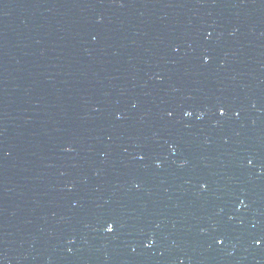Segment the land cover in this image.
I'll return each instance as SVG.
<instances>
[{
    "label": "snow or ice",
    "instance_id": "obj_1",
    "mask_svg": "<svg viewBox=\"0 0 264 264\" xmlns=\"http://www.w3.org/2000/svg\"><path fill=\"white\" fill-rule=\"evenodd\" d=\"M226 111H227V110H226L224 107H221V108L219 109V113H220L221 116L225 115V114H226ZM170 115H171V113H170ZM186 115L191 116L192 113H191V112H187ZM141 158H143V157H141ZM249 163H251V161H250ZM205 187H206V185H205ZM114 230H115V225H114V223L109 222V223L107 224V226H106V231L109 232V233H111V232H113ZM220 243L222 244V243H223V240H221ZM256 243L259 244V243H261V241L257 240Z\"/></svg>",
    "mask_w": 264,
    "mask_h": 264
}]
</instances>
